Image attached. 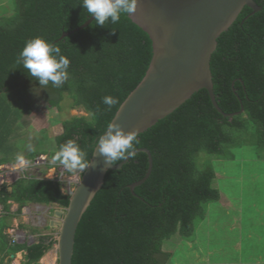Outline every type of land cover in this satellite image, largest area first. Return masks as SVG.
<instances>
[{"label": "trees", "instance_id": "trees-1", "mask_svg": "<svg viewBox=\"0 0 264 264\" xmlns=\"http://www.w3.org/2000/svg\"><path fill=\"white\" fill-rule=\"evenodd\" d=\"M255 2L262 9L253 14L245 7L218 39L211 59L216 101L225 114L236 115L219 113L208 91L200 90L140 134L136 150L150 151L151 175L131 190L148 172L145 152L136 153L121 169L108 171L78 226L73 264H168L174 254L166 243L176 237L195 242L209 206L221 199L220 177L211 158L236 161L235 151L248 146L264 152V0ZM91 18L82 0H15L13 11L0 16V166L16 164L20 156L29 161L37 156L33 144L22 153L16 141L26 134L25 117L36 109L38 95L60 113L68 99L71 110L87 114L65 119L62 133L54 138L55 149L44 154L52 162L60 145L72 139L90 161L107 124L145 77L153 57L148 34L124 15L118 24L101 27L94 19L77 30ZM35 37L58 45L69 58L70 75L62 87L51 82L40 86L16 63L25 42ZM107 95L119 99L111 110L102 102ZM42 135L48 139L46 132ZM242 170L247 173V168ZM11 187L12 192L0 188V264L22 251L24 264H38L56 240L44 236L30 247L14 244L7 233L11 220L30 203L67 209L70 197L55 179H20ZM10 201L19 205L16 213Z\"/></svg>", "mask_w": 264, "mask_h": 264}, {"label": "water", "instance_id": "water-1", "mask_svg": "<svg viewBox=\"0 0 264 264\" xmlns=\"http://www.w3.org/2000/svg\"><path fill=\"white\" fill-rule=\"evenodd\" d=\"M245 7L253 14L262 8L255 0H138L131 20L144 30L152 41L153 57L147 73L116 113L114 123L125 132L142 134L163 120L195 93L208 91L214 107L225 117L214 94L211 59L220 36L229 30ZM94 16L81 28L87 27ZM149 158L148 172L131 190L151 175L153 158L149 150L139 149ZM130 158L109 167L96 153L91 167L69 195L67 209L55 210L50 226L58 229V264H73L78 226L110 170L121 169ZM12 191V188H10Z\"/></svg>", "mask_w": 264, "mask_h": 264}, {"label": "rangeland", "instance_id": "rangeland-1", "mask_svg": "<svg viewBox=\"0 0 264 264\" xmlns=\"http://www.w3.org/2000/svg\"><path fill=\"white\" fill-rule=\"evenodd\" d=\"M14 7L15 0H0V16L11 13ZM70 104V100H65L62 104L63 112L60 113L41 101L39 95L35 98L36 109L25 117L27 128L24 133L26 134L18 139L16 144L22 153L28 151V146L33 144V151L37 152V156L30 161L17 162L6 168L1 165L0 181L3 178L5 183L0 188H7L9 184L20 179L37 178L58 180L62 184L63 194L68 196L75 190L82 177V172L70 173L63 165H57L52 169L47 167L52 163L47 154L55 149L54 138L62 133V122L74 116H87L82 109L71 110ZM42 132H46L47 140L41 139L44 135ZM46 152L47 154H44ZM235 152L238 157L236 161L219 160L204 155V157H209L207 160L211 158L219 174L217 185L221 188L223 196L221 201L209 206L208 219L199 225L195 242H182L179 237H176L166 243L168 244L166 249L174 254L173 260L168 264H230L241 258L254 264L264 263V223L260 222L264 219V214L259 211L260 206L258 205L260 197L264 196V172L260 174L264 162L258 160L264 158V152L262 154L256 152L254 146H248ZM242 165L247 166L242 168L240 167ZM244 168H247V173L242 170ZM239 170L245 171L246 175H242ZM226 198L231 200L236 213H229L226 209L228 205ZM239 201L244 202L245 205L239 206ZM36 208L39 207H34L29 216L31 224H41L39 222L40 212ZM236 209L239 210L241 217L240 227H238L241 230L232 226L233 217L238 215ZM2 210L0 208V213ZM237 231L243 239L244 257L234 252L238 238Z\"/></svg>", "mask_w": 264, "mask_h": 264}, {"label": "clouds", "instance_id": "clouds-1", "mask_svg": "<svg viewBox=\"0 0 264 264\" xmlns=\"http://www.w3.org/2000/svg\"><path fill=\"white\" fill-rule=\"evenodd\" d=\"M82 6L90 16H94L98 26L107 23L118 24L121 16L131 17L136 11L138 0H82ZM16 63L22 65L30 77L38 80L39 85L46 87L50 82L60 88L69 79L70 60L61 53V48L41 37L25 42L17 56ZM108 110L119 104V99L111 95L102 98ZM138 131L125 132L120 124L113 121L107 124L106 131L96 142V153L103 158L109 167L127 158H134L136 145L140 143ZM31 150V145L28 146ZM23 160V157H18ZM52 163L63 165L68 172L85 173L92 162L87 159V152L72 139L60 145L51 158Z\"/></svg>", "mask_w": 264, "mask_h": 264}, {"label": "crops", "instance_id": "crops-1", "mask_svg": "<svg viewBox=\"0 0 264 264\" xmlns=\"http://www.w3.org/2000/svg\"><path fill=\"white\" fill-rule=\"evenodd\" d=\"M23 161L24 160H20L18 162L21 163ZM10 165L11 164H5V165H3V167L6 168ZM262 167L263 168H262V171L260 174H262L264 172V165H262ZM241 174L246 175V173H244V172H242ZM255 177H253V179ZM14 182L8 185L9 191H10V188H12L11 186L14 184ZM4 183H5V180L2 178V180L0 181V186H2ZM10 192H12V191H10ZM222 196L223 195H221V197ZM226 200H227V204H228L226 209L229 211V213H232V214L236 213L234 210V206L232 205L231 200L228 198H226ZM220 201H221V199H220ZM9 204L12 205L11 206L12 213H16L18 208H19V205L13 201H10ZM241 205L243 206V205H245V203L240 202L239 206H241ZM258 205L260 206L259 211L264 214V196L260 197V202H258ZM34 207H39V208H36V210L38 212H40L39 222L41 224H36V223L31 224L30 223L29 216H30ZM0 208L3 209L2 206H0ZM55 210H64V209L61 208L60 206L56 205V204H53V205H44V204H36V203L27 204L25 207H23L21 215L19 217L11 220V229H9L7 231V233L10 235L12 242L14 244L27 245L30 247V246L38 243L39 239L41 237H44V236H51L56 240L58 237V234H59L58 229L52 228L50 226L51 220L55 219V217H54V211ZM237 212H238L237 217L236 216L233 217L234 223L232 226H233V228H237L238 230H241L238 228V227H240V219H241V217L239 216L240 215L239 210H237ZM2 215H3V210H2V213H0V218L2 217ZM20 217H22V219ZM260 222H261V224L264 223V219ZM243 226H244V223L242 222V227ZM44 228H46V230H44ZM237 232L236 233H237L238 238L236 239V242H235L234 252L236 254H242L241 257H244L243 254H244L245 250H244V248H242V244H243L242 240L243 239H241L239 231H237ZM194 250H196V249H194ZM25 255H26L25 251L19 252L16 255H11L10 256L11 261L9 258H6L4 264H24ZM50 255H51V257H50L51 264H58L57 241H56V244L53 246V248L48 253H46V255L39 261L38 264H44L43 259H45L47 256H50ZM232 262L230 264H254L251 262H246L244 260V258H241L240 260L236 259L233 263ZM257 264H264V263L259 262Z\"/></svg>", "mask_w": 264, "mask_h": 264}, {"label": "bare ground", "instance_id": "bare-ground-1", "mask_svg": "<svg viewBox=\"0 0 264 264\" xmlns=\"http://www.w3.org/2000/svg\"><path fill=\"white\" fill-rule=\"evenodd\" d=\"M44 264H51L50 256H47L45 259H43Z\"/></svg>", "mask_w": 264, "mask_h": 264}]
</instances>
